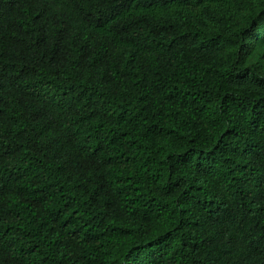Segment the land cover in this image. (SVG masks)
<instances>
[{
  "label": "trees",
  "instance_id": "1",
  "mask_svg": "<svg viewBox=\"0 0 264 264\" xmlns=\"http://www.w3.org/2000/svg\"><path fill=\"white\" fill-rule=\"evenodd\" d=\"M0 264H264V0H0Z\"/></svg>",
  "mask_w": 264,
  "mask_h": 264
}]
</instances>
